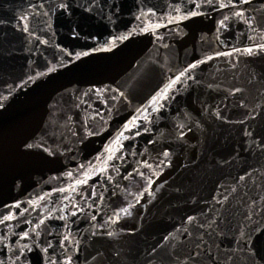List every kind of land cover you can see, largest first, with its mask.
Masks as SVG:
<instances>
[{
	"label": "water",
	"instance_id": "1",
	"mask_svg": "<svg viewBox=\"0 0 264 264\" xmlns=\"http://www.w3.org/2000/svg\"><path fill=\"white\" fill-rule=\"evenodd\" d=\"M260 45L264 0H0V264H264Z\"/></svg>",
	"mask_w": 264,
	"mask_h": 264
},
{
	"label": "snow or ice",
	"instance_id": "2",
	"mask_svg": "<svg viewBox=\"0 0 264 264\" xmlns=\"http://www.w3.org/2000/svg\"><path fill=\"white\" fill-rule=\"evenodd\" d=\"M209 2H211V0H209ZM242 2H247V0H242ZM221 6L223 7L224 5H221ZM236 14L237 15H242V13H236ZM193 15H195V13H193ZM225 19H227V17H225ZM221 23L223 24V21H221ZM259 47L262 48V49H264V45H260ZM246 52L248 54H252L253 53V49L252 48L246 49ZM209 59H211V57H209ZM192 67H195V65H193ZM186 74H187V70H185V72H181L180 73V76H178L175 81H172L168 85V89H171L172 85L175 84L177 81H179L181 79V77H184ZM166 91H167V89L165 90V92ZM237 91H239V90H237ZM165 98H166V96H165ZM158 99H159V97H154L152 103H157L158 102ZM0 106H2V105H0ZM165 155H167V153H165ZM241 179H243V177H241ZM125 211H127V210H125ZM188 219H189V221H191L194 218L193 217H189ZM25 235H27V233ZM109 235H111V233H109Z\"/></svg>",
	"mask_w": 264,
	"mask_h": 264
}]
</instances>
